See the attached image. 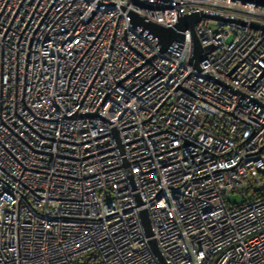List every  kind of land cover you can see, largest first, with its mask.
Instances as JSON below:
<instances>
[{"label": "built area", "instance_id": "built-area-1", "mask_svg": "<svg viewBox=\"0 0 264 264\" xmlns=\"http://www.w3.org/2000/svg\"><path fill=\"white\" fill-rule=\"evenodd\" d=\"M193 13L235 21L194 26L199 70L189 31L161 52L131 21ZM251 24L241 0H0V264H264Z\"/></svg>", "mask_w": 264, "mask_h": 264}, {"label": "water", "instance_id": "water-1", "mask_svg": "<svg viewBox=\"0 0 264 264\" xmlns=\"http://www.w3.org/2000/svg\"><path fill=\"white\" fill-rule=\"evenodd\" d=\"M241 1L244 3H254L258 6H264V0H241ZM202 18L211 19V20H219V21L224 20L225 22H235L231 19H223L219 16L207 15L203 13H193L189 15H184L178 19L177 23L173 27H169V28H164V27H161L151 22L145 23L142 21V19H140L139 17L135 15L132 16L131 21H132L133 26L141 27L143 30L148 31L153 37H156L158 39L161 52H165L168 49V47L174 42L180 43L183 40L184 31H189L192 37V54L189 59V64L194 69L199 70L200 69V66H199L200 55L205 51H208V50L212 51L213 49L211 46L201 47L194 35L193 28ZM250 26L252 28L260 29L264 31V27H262L261 25L251 24ZM261 190H264V184L253 189L254 192H259ZM140 219H141V224H142L145 235L150 236L151 235L150 223H149V218H148L146 211L143 210L140 213ZM151 244L154 247V242H151ZM157 256L161 260V257L158 254V252H157Z\"/></svg>", "mask_w": 264, "mask_h": 264}, {"label": "rangeland", "instance_id": "rangeland-1", "mask_svg": "<svg viewBox=\"0 0 264 264\" xmlns=\"http://www.w3.org/2000/svg\"><path fill=\"white\" fill-rule=\"evenodd\" d=\"M253 193L252 192H248L246 194L247 197H250ZM244 198L243 195H240V194H237V193H231L227 196V200L230 202V203H240L242 201V199Z\"/></svg>", "mask_w": 264, "mask_h": 264}]
</instances>
